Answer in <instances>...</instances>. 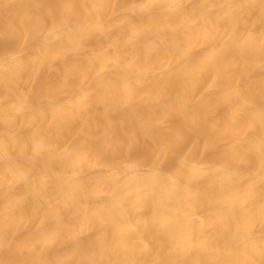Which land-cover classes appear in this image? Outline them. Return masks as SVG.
<instances>
[{"label":"bare ground","instance_id":"obj_1","mask_svg":"<svg viewBox=\"0 0 264 264\" xmlns=\"http://www.w3.org/2000/svg\"><path fill=\"white\" fill-rule=\"evenodd\" d=\"M0 264H264V0H0Z\"/></svg>","mask_w":264,"mask_h":264}]
</instances>
